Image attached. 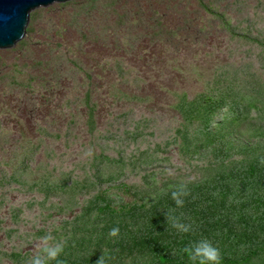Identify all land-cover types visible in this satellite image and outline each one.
Returning <instances> with one entry per match:
<instances>
[{
	"label": "rangeland",
	"instance_id": "obj_1",
	"mask_svg": "<svg viewBox=\"0 0 264 264\" xmlns=\"http://www.w3.org/2000/svg\"><path fill=\"white\" fill-rule=\"evenodd\" d=\"M112 1L39 8L25 39L0 49V264H28L49 233L66 244L72 221L98 193L135 207L133 192L228 169L215 146L185 144L188 127L197 129L231 94L241 108L244 95L264 85V0H242L246 14L238 0H222L218 16L199 0ZM152 22L162 25L160 38L145 36ZM172 29L190 36L171 37ZM54 73L60 81L47 83L44 75ZM14 77H36V87ZM88 91L96 101L86 100ZM90 104H98L91 127ZM255 123L235 127L233 143L249 154L231 160L262 151L247 132Z\"/></svg>",
	"mask_w": 264,
	"mask_h": 264
},
{
	"label": "trees",
	"instance_id": "obj_2",
	"mask_svg": "<svg viewBox=\"0 0 264 264\" xmlns=\"http://www.w3.org/2000/svg\"><path fill=\"white\" fill-rule=\"evenodd\" d=\"M114 2L115 0L112 1ZM221 2L222 0H199L203 9L214 16L219 15ZM238 2L241 6L239 11L246 14L244 2ZM141 20L138 19V25L144 26ZM148 24L145 36L160 38V22ZM29 32L31 29L28 28ZM170 35L174 38L190 36L179 29H172ZM44 77L47 83L60 81L55 73ZM35 80L36 77H31L21 82L14 77L13 84L32 90L36 87ZM252 90L255 91L253 86ZM234 96L231 94L230 102L228 96L223 99L222 103L225 105L211 107L197 129L190 130L193 124L190 125L186 138L192 140L185 141V144L193 142L198 145L202 141L215 146L228 169L198 183L186 184L187 195L181 197L183 204L180 206L176 205L172 197V192L180 185L176 188L167 185L154 187L152 192L143 189L133 192L137 200L135 207L122 203L113 206L110 194L105 198L104 193H98L97 197L85 205L80 219L72 221V229L65 233L70 232V239L60 258L70 264H194L185 249L191 248L201 239H208L220 249L222 264H241L239 259L242 258H249L245 260L248 263L244 264H255L250 260L252 255L259 256V260L264 262V85L259 83L253 94L246 93L242 101L247 104L243 102L241 108L232 98ZM86 100L94 101V93L88 91ZM215 102L212 100L210 103ZM90 105L88 123L91 127L96 121L95 110L98 104ZM253 112L257 113V118L250 116ZM250 118L257 123L247 132H252L259 140L257 143L262 151L256 153L251 161L231 160L238 153L249 154L242 152L233 141L236 139L239 142L235 137V127H240L243 121L248 122ZM218 139L225 143L223 150ZM234 150L238 152L233 154ZM54 186L58 184L55 183ZM144 200L150 201L144 203ZM174 223L188 225L190 231L181 232L173 226ZM99 224L101 230L96 229ZM114 227L120 229L117 237L108 235ZM74 242L76 246L71 248ZM93 242L98 244L96 250L84 249L95 244ZM78 249L81 250L79 258L75 256ZM84 254L90 257L89 263Z\"/></svg>",
	"mask_w": 264,
	"mask_h": 264
},
{
	"label": "clouds",
	"instance_id": "obj_3",
	"mask_svg": "<svg viewBox=\"0 0 264 264\" xmlns=\"http://www.w3.org/2000/svg\"><path fill=\"white\" fill-rule=\"evenodd\" d=\"M185 195H187L185 185H180L176 191L172 192V197L177 206L183 204L181 197ZM173 226L184 233L190 231V226L188 225L174 223ZM119 233V227H114L110 230L108 235L117 237ZM64 250V242L55 241V238L49 233L40 238V254L33 256L28 261V264H50V262L53 261H56L57 264H61L59 258ZM185 252L194 264H222L223 256L220 249L208 239L199 240L191 248L185 249Z\"/></svg>",
	"mask_w": 264,
	"mask_h": 264
},
{
	"label": "water",
	"instance_id": "obj_4",
	"mask_svg": "<svg viewBox=\"0 0 264 264\" xmlns=\"http://www.w3.org/2000/svg\"><path fill=\"white\" fill-rule=\"evenodd\" d=\"M71 0H0V49L25 39L35 10Z\"/></svg>",
	"mask_w": 264,
	"mask_h": 264
}]
</instances>
